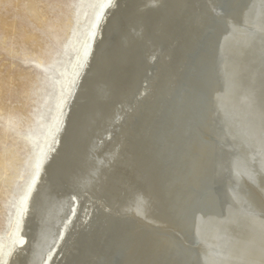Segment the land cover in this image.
<instances>
[{
    "label": "bare ground",
    "instance_id": "bare-ground-1",
    "mask_svg": "<svg viewBox=\"0 0 264 264\" xmlns=\"http://www.w3.org/2000/svg\"><path fill=\"white\" fill-rule=\"evenodd\" d=\"M104 3L3 264H264V0Z\"/></svg>",
    "mask_w": 264,
    "mask_h": 264
},
{
    "label": "rangeland",
    "instance_id": "rangeland-1",
    "mask_svg": "<svg viewBox=\"0 0 264 264\" xmlns=\"http://www.w3.org/2000/svg\"><path fill=\"white\" fill-rule=\"evenodd\" d=\"M105 1L0 0V264L15 236L20 201L37 177L39 155L62 101L73 91L74 74ZM97 179L103 181L101 175ZM98 181L94 186L100 189ZM80 194L83 203L88 195L86 190ZM118 194L113 199L117 212Z\"/></svg>",
    "mask_w": 264,
    "mask_h": 264
},
{
    "label": "water",
    "instance_id": "water-1",
    "mask_svg": "<svg viewBox=\"0 0 264 264\" xmlns=\"http://www.w3.org/2000/svg\"><path fill=\"white\" fill-rule=\"evenodd\" d=\"M106 25V20L104 21V23L102 24V26L103 25ZM103 28V27H102ZM101 28V29H102ZM92 40V39H91ZM217 163V162H216ZM228 188V187H227ZM231 189H235L234 187H230ZM225 189H226V184L224 183V184H222V185H220L219 186V184H218V191L219 192H221L224 196H225V194H224V191H225ZM33 191H35V189H34V186L31 188V190H30V192H29V194H28V197H27V201H30V199L32 198V196H31V194H32V192ZM226 192V191H225ZM33 194H35V192H33ZM27 201H25V203H24V207L26 206V204H27ZM223 201V200H222ZM24 209V208H23Z\"/></svg>",
    "mask_w": 264,
    "mask_h": 264
}]
</instances>
